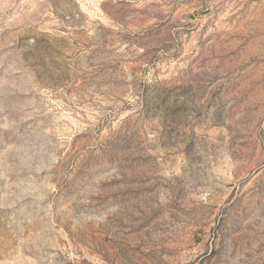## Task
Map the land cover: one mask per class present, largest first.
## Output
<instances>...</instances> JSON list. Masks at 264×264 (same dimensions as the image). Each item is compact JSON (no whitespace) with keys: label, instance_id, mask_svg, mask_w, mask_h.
I'll return each instance as SVG.
<instances>
[{"label":"rangeland","instance_id":"obj_1","mask_svg":"<svg viewBox=\"0 0 264 264\" xmlns=\"http://www.w3.org/2000/svg\"><path fill=\"white\" fill-rule=\"evenodd\" d=\"M0 264H264V0H0Z\"/></svg>","mask_w":264,"mask_h":264}]
</instances>
